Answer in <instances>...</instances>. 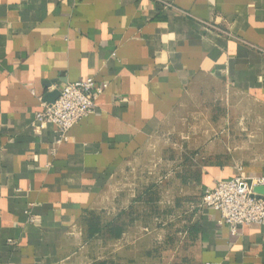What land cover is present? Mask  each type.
Returning a JSON list of instances; mask_svg holds the SVG:
<instances>
[{
	"label": "crops",
	"instance_id": "obj_1",
	"mask_svg": "<svg viewBox=\"0 0 264 264\" xmlns=\"http://www.w3.org/2000/svg\"><path fill=\"white\" fill-rule=\"evenodd\" d=\"M165 1L0 0V264H264V225L189 207L264 175V0ZM87 77L57 143L35 114ZM157 204L187 212L177 259L153 257Z\"/></svg>",
	"mask_w": 264,
	"mask_h": 264
},
{
	"label": "built area",
	"instance_id": "obj_2",
	"mask_svg": "<svg viewBox=\"0 0 264 264\" xmlns=\"http://www.w3.org/2000/svg\"><path fill=\"white\" fill-rule=\"evenodd\" d=\"M156 1L172 6L165 0ZM97 94L93 77L67 83L53 102H42L34 121L38 127L52 124L57 143L65 142L70 128L95 111ZM196 207L212 208L218 212L217 223L229 226L232 231L238 226L264 225V175L238 174L229 180L218 181L202 193Z\"/></svg>",
	"mask_w": 264,
	"mask_h": 264
},
{
	"label": "rangeland",
	"instance_id": "obj_3",
	"mask_svg": "<svg viewBox=\"0 0 264 264\" xmlns=\"http://www.w3.org/2000/svg\"><path fill=\"white\" fill-rule=\"evenodd\" d=\"M171 178V177H170ZM152 195L155 197L157 195L158 189H152ZM197 198L195 202H190L189 207L193 210L196 208L199 198ZM168 209L166 207L161 209L159 205L153 206V213L150 215V220L152 219V228L153 231L157 230L160 232L159 236H154V247L157 251L154 252V258L163 259H177L181 255V248L186 240V234L183 230V224L185 222L184 215H187V212L182 211L180 207H171L172 205H168ZM149 207H146L148 209ZM159 208V209H158ZM157 209V210H155ZM138 210L144 211V206L139 207ZM163 211L162 213H160ZM190 211V210H188ZM159 212V213H158ZM144 221L143 219H141ZM112 224V223H111ZM102 241V240H100Z\"/></svg>",
	"mask_w": 264,
	"mask_h": 264
}]
</instances>
